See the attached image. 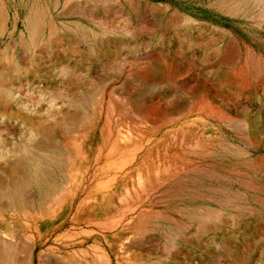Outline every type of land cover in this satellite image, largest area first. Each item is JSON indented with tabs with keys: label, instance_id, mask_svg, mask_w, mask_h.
Returning <instances> with one entry per match:
<instances>
[{
	"label": "rangeland",
	"instance_id": "obj_1",
	"mask_svg": "<svg viewBox=\"0 0 264 264\" xmlns=\"http://www.w3.org/2000/svg\"><path fill=\"white\" fill-rule=\"evenodd\" d=\"M0 16V183L36 165L57 175L47 206L74 207L28 235L5 212L1 244L21 261L32 242V264H264V0H0Z\"/></svg>",
	"mask_w": 264,
	"mask_h": 264
},
{
	"label": "bare ground",
	"instance_id": "obj_2",
	"mask_svg": "<svg viewBox=\"0 0 264 264\" xmlns=\"http://www.w3.org/2000/svg\"><path fill=\"white\" fill-rule=\"evenodd\" d=\"M52 3L53 2H51V4ZM39 31L41 33L40 25L36 22V24H34L32 27V33L34 34L35 38H36L37 33ZM36 39H38V38H36ZM8 58L7 59L10 61L8 63H10L12 68L16 69V67H17L16 61L13 60L9 56H8ZM5 76L6 75L4 73H2V72L0 73V90L2 89L3 91L6 89V86H5L6 82L5 81L7 79L5 78ZM70 123H71V127L68 130L73 131L72 129L74 128L75 125L71 121H70ZM63 125H65V127L63 126L65 129L68 128V123L63 124ZM65 131H67V130H65ZM69 131H67V132H69ZM75 145H76V143H75ZM51 152L52 153H50L49 160H50V162H52V164H54L55 161H57V159H59V158H57V156L60 154V151H58V149L56 148V149L51 150ZM60 162H61V160H60ZM57 163H55V164H57ZM61 164L62 163H60V165ZM19 167H17V168H19ZM22 169H23V167H22ZM22 171H24V172L19 173L17 171L18 173L15 176H9V178L6 182V185H3L0 183V221L1 220L3 221V217H4L3 214H5V212L6 213L12 212L11 214L16 215V216H14V215L13 216L17 217L18 221H19L18 223H14L15 226L20 231L27 232V235L29 232V230L27 231V227L32 228V221L38 222L39 225L42 224L40 228H43V229H45V228L46 229H48V228L58 229V228H61L63 226L65 227L67 225V213L68 212L71 213L72 209L74 208L73 206L70 205L68 207L69 211L63 210L64 208L65 209L67 208L66 204H67L68 199L63 201V202H61V200H59L60 204L58 207L47 206V204L49 203V201L51 199L56 200V198H54V196H55L56 190H58V188H59L58 185H56V183H55L56 176H57L56 173H53L51 171H46L42 174H39L38 172H36V171H38L36 168V165H29L25 170H22ZM4 181H6V180H4ZM32 186L36 188L35 195L33 198L31 196L25 195V190L28 188H32ZM67 198H69V197H67ZM76 206H77L76 211H77L78 216H76V219L73 222L77 225V224H79L80 220L84 217L85 205L83 202H81V203L76 204ZM58 211L64 212V214L61 217H59L58 222H56V223H54L53 221L50 222V218L53 217V219H54V217L57 216ZM8 216H10V215H8ZM4 223L8 224L7 222H4ZM12 228L10 227V230ZM6 230L4 231L3 229H0V236H1V233L5 234ZM34 230H35V228H34ZM48 231H50V230H48ZM51 231L53 232V229ZM11 232H14V231H11ZM7 236H8V234H7ZM27 238L29 240H31L30 236H27ZM28 239H26V241H28ZM9 241H11V240H9ZM11 242H13V241H11ZM32 245H33L32 242H30L29 245H27V247L24 248L27 256L24 255L23 257H25V259L23 258V260L20 261L18 258V249H16L17 247L14 248L10 244H6L4 242L2 244L0 243V264H32V247H33ZM5 250H6V252H4ZM92 256H93V254H92Z\"/></svg>",
	"mask_w": 264,
	"mask_h": 264
}]
</instances>
